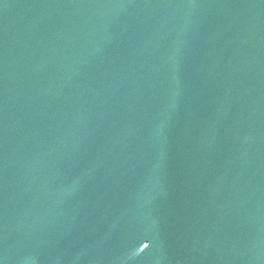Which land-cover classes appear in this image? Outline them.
<instances>
[{"label": "water", "instance_id": "95a60500", "mask_svg": "<svg viewBox=\"0 0 264 264\" xmlns=\"http://www.w3.org/2000/svg\"><path fill=\"white\" fill-rule=\"evenodd\" d=\"M0 264H264V0H0Z\"/></svg>", "mask_w": 264, "mask_h": 264}]
</instances>
